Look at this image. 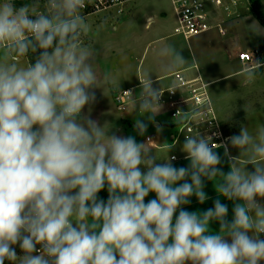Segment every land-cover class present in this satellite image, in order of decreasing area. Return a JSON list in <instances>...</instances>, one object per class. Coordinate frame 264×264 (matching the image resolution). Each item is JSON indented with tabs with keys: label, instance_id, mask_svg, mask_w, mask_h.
I'll list each match as a JSON object with an SVG mask.
<instances>
[{
	"label": "clouds",
	"instance_id": "obj_1",
	"mask_svg": "<svg viewBox=\"0 0 264 264\" xmlns=\"http://www.w3.org/2000/svg\"><path fill=\"white\" fill-rule=\"evenodd\" d=\"M86 5L46 0V10L38 11L0 0V264L264 262V125L254 132L242 127L227 138L239 156H230L228 143H214L213 136L187 135L182 151L190 164L179 168L174 156L157 163L151 138L138 143L133 136L109 135L110 128L83 113L98 88L96 52L82 44L89 31ZM146 19L145 27L155 22L154 16ZM249 27L262 31L255 21ZM38 52L34 63L19 65ZM159 55L165 72L186 63L173 46ZM261 67L253 59L244 68L245 84ZM139 80V95L126 93L133 111L150 113L154 121L164 91L153 87L150 74ZM134 127L141 136L147 131L140 119ZM220 147L230 159L227 173L218 167L222 161L214 150ZM205 179L236 202L231 221L219 199L203 213L182 208L193 195L201 204L208 199ZM105 187L106 202L98 198ZM150 193L155 198L146 203ZM212 221L219 222V232L211 230ZM17 244L23 255H17Z\"/></svg>",
	"mask_w": 264,
	"mask_h": 264
},
{
	"label": "rangeland",
	"instance_id": "obj_2",
	"mask_svg": "<svg viewBox=\"0 0 264 264\" xmlns=\"http://www.w3.org/2000/svg\"><path fill=\"white\" fill-rule=\"evenodd\" d=\"M43 2L44 0H33L32 6L36 7L37 10L41 9L44 11ZM250 2L251 0H243L242 4L244 6L239 9L241 17L238 23H236L237 27H235V32L243 48H247L250 46V43H253L255 40L257 41V39L264 43V28L249 12V9L251 8ZM129 9H131L129 12V14H131L128 15L127 21L124 22L125 24L119 27L118 30H112L111 22L114 17L111 19V15H109L108 21H98L100 26H98L96 30H93L95 32H88L90 36L89 43L87 42V39L85 40V36L82 37L83 46L92 48L96 52L94 70L98 77V88L92 89V91L95 92L96 101L85 108L88 110L90 118L92 112L95 114L98 112L97 109H101L102 113L100 115V120L105 127L115 126L116 128L117 125L123 126L127 120H129L130 125L128 127L133 131L134 137L139 143L144 135L141 136L135 129V121L140 119L143 120L147 126H151L153 121L148 120V116L151 114L145 113L144 115H141L137 110L130 114L131 116L129 115V119L125 118L124 120L116 110L113 92H111V90L130 86L134 84L142 74L145 75L147 74V71L156 70L158 68L157 64H159L158 54L162 49L163 44L173 47L177 46L179 48L177 51H181L182 56L189 57V52L195 44L194 41L198 38H205V36L186 40L181 36L172 35V22H169L167 26H165L166 29L160 32L157 31L160 27V23L158 22H156L151 28H145L146 16L155 15L156 19H162V12L170 14L169 0H133L127 7L125 14ZM254 21L258 23L263 33L260 32L257 34L250 30L249 26ZM150 41L151 43L149 44ZM136 43L141 44V46L136 47ZM160 58L162 57L160 56ZM18 63L21 67H24L27 65L28 59L26 57L21 58ZM193 73V70H191L188 74L192 75ZM221 74L224 75L226 72L221 71ZM105 76L108 77L107 80L104 79ZM217 76H219V73H217ZM241 77H243V75ZM242 79L243 78L237 82L233 78H223L214 82L210 86V89L217 97L215 106L219 117L221 118L223 127L231 136L239 134L240 131L238 127L243 122L252 124L264 121V92L262 93L263 96L260 95L259 91L257 92L258 89L255 88L257 85L256 83L251 82L245 84ZM259 85L263 86L264 81L259 83ZM256 93L259 96H256ZM229 112L232 113L231 116L236 121H233L234 124L231 123L232 126L228 124L229 122L227 120V114H229ZM165 114L166 111L162 108L161 111L156 114L155 119H159ZM110 132L111 130H109L108 134H110ZM178 149L179 148L170 147L162 149L161 151H153L152 154H156L157 157H160L161 162L164 163L165 161L163 160L167 159L170 154L172 155V153L178 152ZM217 149L214 151L217 150L216 152H218L222 161L218 167L225 169L226 171L229 168L228 158L224 155L223 148ZM189 164V160H180L174 166L177 168L188 167ZM246 167L249 171L254 170L252 165H247ZM204 184L205 187L208 186V188H215V182L213 181L205 179ZM101 194L103 195L104 191L103 193H98V198ZM89 220L91 222V218H89ZM13 247H15V245ZM261 264H264V262H261Z\"/></svg>",
	"mask_w": 264,
	"mask_h": 264
},
{
	"label": "crops",
	"instance_id": "obj_3",
	"mask_svg": "<svg viewBox=\"0 0 264 264\" xmlns=\"http://www.w3.org/2000/svg\"><path fill=\"white\" fill-rule=\"evenodd\" d=\"M169 2H170V12H169L170 14H168L167 12H162V19H156V16L154 15L155 22L151 26H148L145 28H147V29L151 28L156 22H158V23H160V27L157 31L160 32V31L166 29L165 26H167V24L169 22H172L171 23L172 35H176L174 33V28L177 25V19H176V16L174 14V11H173L171 0H169ZM242 3H243V0H238V4L236 7H234L232 9L231 14L228 13L227 11L223 10V9L215 7L214 5H212L210 7L209 11H210V19H211L212 23L214 25H221L222 28L225 29V35H221L217 29H213L209 32L194 36L190 39H186V40H191V39H195V38H198L201 36H205V38H198L197 40L194 41L195 44L191 48V51L189 52V57L183 56L186 60V63L176 70V71H182L183 70L188 77H194V76L200 75L204 79V81L206 83H208V89L210 91V94L212 96L214 103H215L217 97L215 96V93L210 89V86L214 82L221 80L223 78H233L237 82L240 81L241 78H243L242 81H244V77H241L242 72H243L245 67H249V65L251 67L252 63L247 64V65L242 63L238 59V54L240 52H242V51L251 52L254 55V60H258L261 63L264 62V43L260 42V40L257 39V41L255 40L253 43H250V46H248L247 48H243L241 46L239 38L235 32V27H237L236 23H238V21L241 17V13H240L239 9H241L242 6H244ZM251 8L249 9V12L256 18V16L252 13ZM130 10L131 9H129V11L125 15L119 16V17L114 18L112 20L111 24H112V30L113 31L118 30L119 27H121L122 25L125 24L124 22L127 21L128 15L131 14V13L129 14ZM260 12L264 16V0H261ZM149 16H153V15H149ZM113 17H114V14L111 15V19ZM100 20H107L108 21L109 20V14L101 13L98 15L87 17L86 23H87L88 28H89L88 32H92V33L95 32L93 30H96L97 27L100 26V24L98 23V21H100ZM168 20H170V21H168ZM146 23H147V19L145 21V25H146ZM116 26H117V28H116ZM88 32H87V34L84 35L85 40L87 39V42L90 40L89 39L90 36H89ZM177 36H179V35H177ZM148 38H147V40H148ZM263 38H264V36H263ZM150 43H151V41L149 42V44ZM135 46L139 47V46H141V44L136 43ZM162 46H163L162 48H164L167 45L163 44ZM175 49L177 50L179 48L176 46ZM158 62H159V64H157L158 68L156 70L147 71V74H145V75L142 74V76H139L138 80H136L134 84H132L130 86H126L124 88L140 85L139 79L145 78L146 75H148V74H150V78L153 81V87L154 88H160V87L165 88V87H168V86L174 84V79L169 77V75L174 73V72H165L162 70L161 64L164 62V58H160V55H159ZM191 70H193V72H194L192 75L188 74L189 72H191ZM221 71L226 72V74L222 75ZM217 73H219V76H217ZM255 76L256 77L254 78V80L252 82L257 84L255 86V88L258 89L257 92L259 91L260 95H262V93L264 92L263 91L264 85L263 86L259 85V83L264 81V72L262 74H260L259 76H257V75H255ZM124 88H121V89H124ZM121 89H116V90L112 89L111 92H113V95H114L115 92H117ZM256 96H259V95L256 93ZM97 110H98V112H96L95 114L93 112L92 113L90 112L91 113V119L96 120L101 126H103L104 124L100 120V115L102 113V110L101 109H97ZM116 110H117V108H116ZM83 113L88 114V110L86 108H84ZM132 113H134L133 110L131 112H128L125 114L119 112V114L121 115V118H123L124 120H125V118L129 119V115ZM227 115H228L227 120L229 122V123L228 122L227 123L232 126L231 123L234 124L233 121H235L233 119V117L231 116L232 113L229 112V114H227ZM123 116H125V117H123ZM163 117H165V116H162L159 119H162ZM156 120H158V119H155L154 121H156ZM153 122H152L151 126H147V131L144 133V136H143L142 140H140V142H144L145 136L148 133L154 131V129L152 128ZM122 123H123V121H122ZM129 125H130V121L127 120V122L123 126L117 125L116 128H115V126H113V127L110 126V127H105V128L106 129L110 128L111 132L109 135L115 134V135L124 136V137H127V136H133L134 137L133 131L131 129H129V127H128ZM261 125H264V121H260V122H256V123H252V124H248V123L243 122L242 124L239 125L238 129L240 131L242 127H248L249 131L254 132ZM167 141H168V138H165L164 143H167ZM229 146L230 147H229L228 151H229L230 156H239V149L233 148L230 143H229ZM161 150L162 149L153 150V151H161ZM217 150H220V149H217ZM173 154L181 156L184 154V152L182 151V148H179L178 152L172 153V155ZM169 157H171V154ZM157 158L160 159V157H157ZM227 158L229 161L228 165H230V159L228 156H227ZM180 160H187V159L180 158L178 160H172L173 165H175ZM243 162H244V158L242 157L241 163L243 164ZM157 163H162V162H161V160H157ZM141 170L144 172L147 171V169L144 168V166L143 167L141 166ZM222 170L226 173V172L230 171V166L226 171H225V169H222ZM103 191H104V194L103 195L101 194L99 199L103 198V200L106 202L108 199L107 187H105V189H103L101 192L103 193ZM204 191H205L206 195L208 196V199L203 204H201L198 201V199L193 195L192 197H190L191 203L187 204V205H183L182 208L186 211H189V212L203 213L207 209L213 208L214 207V201L219 199V200H221V203L227 205L228 215H227L226 219L228 221H231L233 219V216H234V213H233L234 203H236V202L230 201L227 198L219 195V193L216 191V188H212V187L208 188V186H207V187H204ZM154 198H155V193H150L145 198V202L147 203L149 200L154 199ZM260 202L264 203V200H260ZM178 211H177L176 215H178ZM210 228L214 232H219V222L218 221L210 222ZM15 249H16L18 256L23 255V252L20 249L18 244L15 245ZM9 263L12 264V262H10V261H9Z\"/></svg>",
	"mask_w": 264,
	"mask_h": 264
},
{
	"label": "built area",
	"instance_id": "obj_4",
	"mask_svg": "<svg viewBox=\"0 0 264 264\" xmlns=\"http://www.w3.org/2000/svg\"><path fill=\"white\" fill-rule=\"evenodd\" d=\"M132 1L86 0L87 5L82 10V15L87 18L88 16L107 13L109 15L114 14V18H117L125 14L127 7ZM171 4L177 19L174 33L184 39H190L213 29H217L221 35H225V29L221 25L212 23L210 7L214 5L231 14L232 9L237 6L238 0H171ZM43 5L45 11L46 0H44ZM38 11L42 10L38 9ZM238 59L247 65L252 63L254 55L251 52L242 51L238 54ZM169 77L174 79V84L162 88L164 92L160 101L162 108L166 111L165 117L153 122L152 128L154 131L145 136L144 142L146 143L151 138L153 142H149V147L152 150L170 147L183 148L185 137L194 135L197 132L202 136H213L214 143L227 142V138L231 135L223 127L207 87L208 83L200 75L188 77L183 70L176 71L170 74ZM174 85L178 89L171 92L174 90ZM140 88L141 84L124 88L114 93L113 99L120 113L125 114L133 110V98L126 92L131 91L135 98L139 95ZM177 111L187 112V115L176 116ZM157 126H159L161 131H157ZM214 133L218 135H213ZM165 138H168L167 143H164ZM227 143L229 149L230 142ZM173 156L175 157L174 160L186 159V153L181 156L171 155V157ZM260 238L264 239V234H261Z\"/></svg>",
	"mask_w": 264,
	"mask_h": 264
},
{
	"label": "trees",
	"instance_id": "obj_5",
	"mask_svg": "<svg viewBox=\"0 0 264 264\" xmlns=\"http://www.w3.org/2000/svg\"><path fill=\"white\" fill-rule=\"evenodd\" d=\"M13 3L16 7H20L27 3L33 5V0H13ZM260 6H261V0H251L252 13L256 16L259 23L264 27V16L260 12ZM38 54L39 52L36 54L29 53L28 58L27 57L26 58L29 59L30 62L34 63L35 58ZM263 72H264V67H261L256 70V75L259 76ZM5 264H10V263L9 261L6 260Z\"/></svg>",
	"mask_w": 264,
	"mask_h": 264
}]
</instances>
